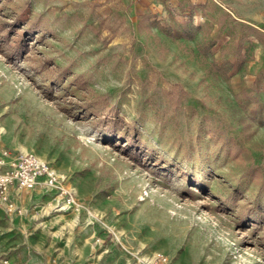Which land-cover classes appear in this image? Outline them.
<instances>
[{
	"label": "rangeland",
	"instance_id": "rangeland-1",
	"mask_svg": "<svg viewBox=\"0 0 264 264\" xmlns=\"http://www.w3.org/2000/svg\"><path fill=\"white\" fill-rule=\"evenodd\" d=\"M0 129L77 202L0 201V264H264V0H0Z\"/></svg>",
	"mask_w": 264,
	"mask_h": 264
},
{
	"label": "built area",
	"instance_id": "built-area-1",
	"mask_svg": "<svg viewBox=\"0 0 264 264\" xmlns=\"http://www.w3.org/2000/svg\"><path fill=\"white\" fill-rule=\"evenodd\" d=\"M55 193L61 210L77 206L73 189L48 162L34 153L12 156L7 150L0 151V201L9 210L15 208L16 192L39 191ZM152 264H169L168 257L156 254Z\"/></svg>",
	"mask_w": 264,
	"mask_h": 264
},
{
	"label": "bare ground",
	"instance_id": "bare-ground-1",
	"mask_svg": "<svg viewBox=\"0 0 264 264\" xmlns=\"http://www.w3.org/2000/svg\"><path fill=\"white\" fill-rule=\"evenodd\" d=\"M0 131L3 132L4 130H3V129H0ZM24 151H25V150H24ZM25 153H26V151H25ZM63 209H65V207H64Z\"/></svg>",
	"mask_w": 264,
	"mask_h": 264
},
{
	"label": "crops",
	"instance_id": "crops-1",
	"mask_svg": "<svg viewBox=\"0 0 264 264\" xmlns=\"http://www.w3.org/2000/svg\"><path fill=\"white\" fill-rule=\"evenodd\" d=\"M37 192H39V191H37Z\"/></svg>",
	"mask_w": 264,
	"mask_h": 264
}]
</instances>
